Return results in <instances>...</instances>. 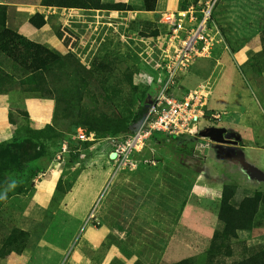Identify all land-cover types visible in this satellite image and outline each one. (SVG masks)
<instances>
[{
    "label": "rangeland",
    "instance_id": "374dc122",
    "mask_svg": "<svg viewBox=\"0 0 264 264\" xmlns=\"http://www.w3.org/2000/svg\"><path fill=\"white\" fill-rule=\"evenodd\" d=\"M191 7L194 21L181 16ZM141 10H89V17L82 11L66 13L57 16L65 27L54 31L22 27V35L63 57L58 66L35 75L36 93L28 91L32 85L23 84L26 74L0 54L5 77L0 96L9 97L10 114L23 122L19 116L26 109L25 97L53 98L49 124L62 133L45 142L43 157L30 164L21 165V149L15 144L12 161L17 166L0 182V249L14 232L20 236L17 244L25 247L21 252L0 250V264H240L264 252V224L227 239L219 219L224 186L237 188L234 207L264 192V151L250 153L264 150V0H179L178 11L164 22ZM207 10L223 43L213 46L211 57L197 58L177 83L184 93L208 83L213 93L209 107L214 109L218 101L219 126L239 145L219 144L199 134L155 137L144 152L150 164L115 174L111 137L96 135L90 147L74 138L80 132L94 133H88V119L77 109L124 117L132 125L138 108L154 98L155 81L166 73L185 34ZM84 19L90 20L89 28ZM67 20L72 24L66 26ZM179 24L185 29L177 34ZM54 32L62 37L57 39ZM146 77L154 82L145 84ZM68 103L76 108L70 114L64 112ZM57 105L60 113L55 117ZM209 126L203 122L199 130ZM21 141L26 143V138ZM54 164H59L62 184L42 222H35L26 213L35 190L18 192L26 187L25 167L37 170V185Z\"/></svg>",
    "mask_w": 264,
    "mask_h": 264
},
{
    "label": "trees",
    "instance_id": "16d2710c",
    "mask_svg": "<svg viewBox=\"0 0 264 264\" xmlns=\"http://www.w3.org/2000/svg\"><path fill=\"white\" fill-rule=\"evenodd\" d=\"M157 3L158 0H143L144 10L146 12H155ZM44 4L66 9L100 10L109 12L133 10L132 7L125 4H108L104 3L102 0H44ZM7 15V6L0 5V54L12 60L26 74L23 84L28 86L32 85L34 87L32 89L29 88V92H39L40 89H38L35 83V75L50 71L52 68L58 66L61 64L63 57L59 52L43 44L31 41L15 30L10 29L7 26ZM29 23L39 30L46 25V20L42 14L37 13L29 20ZM61 37L62 35H58V38ZM2 74L3 72L0 70V87H3L5 83V77H3ZM79 88L80 86L78 85V90H80ZM78 94L80 98H83L81 95L83 92L81 93L80 91ZM72 109L75 110L76 108L68 103L64 108V112L70 114V110ZM55 110L56 117V113H60L58 105ZM57 110H59V112ZM145 110L146 107L143 106L138 108L131 125L124 117L111 119L105 117V115L89 113L84 107H79L77 109L80 117L88 119L87 122L90 124V131L88 133L94 132L95 135L102 138L115 137L132 132L134 125H136L144 115ZM19 118H23V122L18 121L17 118H14L13 115L10 114V123L16 127L14 138L12 141L0 143V182L4 181L6 174L11 172L8 171L10 167L16 165L13 163L12 157L16 155L14 149L17 145L20 146L21 149L19 152L20 160L22 161L21 165H25L33 163L37 159L43 157L46 150L44 146L45 142L52 140L54 136H62V133L60 134L57 132L55 126L52 124H47L42 129H33L30 126V115L26 110L20 113ZM23 137L26 138V143L21 141ZM82 144L86 147L93 145L92 142H85ZM25 168L27 170L26 187L18 190L20 194H25L28 190L36 189L34 179L38 175L37 170L31 171L28 167ZM61 184L62 181L60 178L56 193ZM236 191L237 188L234 185H226L223 187L222 191L219 219L224 224V235L227 239L236 238L238 232L260 228L264 224V192H256L253 196L244 198L238 207H234L232 205V200L235 197ZM2 204L3 202L0 203V207ZM18 238H20V236L17 232L12 233L10 238L2 245L0 249L1 252H21L25 244L22 246L17 244L19 241ZM178 264L188 263L180 262ZM240 264H264V252L253 253V255L244 259Z\"/></svg>",
    "mask_w": 264,
    "mask_h": 264
},
{
    "label": "built area",
    "instance_id": "2783aa9c",
    "mask_svg": "<svg viewBox=\"0 0 264 264\" xmlns=\"http://www.w3.org/2000/svg\"><path fill=\"white\" fill-rule=\"evenodd\" d=\"M194 8L182 12L181 16L194 21ZM185 28L179 24L174 32L183 31ZM177 49L174 59L166 67V73L158 81V87L152 101L146 106L144 115L134 126L132 132L111 137L115 174L122 170H137L143 163L150 164L144 159L145 150L150 149L151 141L155 137L178 138L181 136H195L201 131L199 125L208 122L213 127H220L222 115L209 108V99L212 95L211 86L199 85L195 90L184 93L182 84L177 83V78L188 74L189 68L197 58L211 57L213 46L223 43V36L217 25L211 22L210 10L203 11L202 19L187 34ZM210 55V56H209ZM148 77L144 78L147 80ZM149 79L145 84H151ZM181 85V89L179 86ZM75 139L82 142H95L96 135L80 132ZM63 152H67L63 145ZM151 164L155 165V162ZM94 215H91V219Z\"/></svg>",
    "mask_w": 264,
    "mask_h": 264
},
{
    "label": "crops",
    "instance_id": "0c3cea01",
    "mask_svg": "<svg viewBox=\"0 0 264 264\" xmlns=\"http://www.w3.org/2000/svg\"><path fill=\"white\" fill-rule=\"evenodd\" d=\"M102 1L108 4H118V3L125 4L127 6L132 7L133 11L135 10V12L137 11L141 12L142 11L141 9L144 10L143 0H102ZM0 5L7 6V13H8L7 26L10 29L12 28L13 30H15L21 35L24 33L21 30V28L25 27L27 24H30L29 20L37 13L42 14L46 20V25L42 29L49 27L51 28L52 31H54L53 30L54 27H58V28H60V26L65 27V25H63L64 20L59 19V17H57L58 15H62L66 13H69L71 15H74V14L80 15L78 11L84 12L83 16L89 17L91 15L89 10L66 9V8L48 6L44 4V0H0ZM178 8H179V0H158L155 12H146L145 10L143 12H145L148 15H158L160 17V20L164 22L165 18L171 17L175 12L178 11ZM56 19H57V25H55V22H54ZM88 21L90 20L84 19L82 24L89 28V26L86 24V22ZM72 22L73 21L67 20L65 22L67 24L66 26H68V24H72ZM42 29H39V30H42ZM57 43H59V41ZM57 43H54L53 45H57ZM237 55L241 56L240 54H237ZM240 60H242V58ZM244 62L245 61H243V63ZM194 87L195 86L190 87V88L187 87V88L192 90ZM212 96H213V93H212ZM217 96L218 97L222 96V97L227 98V96H225L223 93L221 96L220 94H217L216 97ZM210 100H211V97L209 101ZM217 105H218V101L215 100V103H213V106H212L214 109L210 107L209 108L214 110V112L217 113V111H215L217 108ZM11 106L12 105H11V102L8 96L7 97L0 96V143L11 141L15 135L16 127L10 123V116H9ZM54 106H55V102L52 99L25 97L24 107L26 108L25 110L28 111L30 115V126L33 129H38L46 124H49L51 120L49 119V115H52L51 112L53 111ZM231 125L238 129L240 127L238 124H235V123H231ZM242 131L244 132V130ZM245 135H248V134L245 133ZM247 150H249V148ZM255 151H259L262 153L264 150L254 149V150H251L250 153L255 152ZM58 167H59V164H54L53 166H51L49 171H47L45 174L39 177L41 180L37 181V185L35 187L36 188L35 194L32 197V200L29 201V206L26 212L28 218H30L31 220L35 222H42V220L44 219L46 215L47 209L52 202V199L56 195L57 184H58V181L60 180V173L58 171ZM68 198H69V195L66 196V199ZM84 262L85 263L83 264H89L85 260Z\"/></svg>",
    "mask_w": 264,
    "mask_h": 264
},
{
    "label": "water",
    "instance_id": "95a60500",
    "mask_svg": "<svg viewBox=\"0 0 264 264\" xmlns=\"http://www.w3.org/2000/svg\"><path fill=\"white\" fill-rule=\"evenodd\" d=\"M228 130L223 127H213L206 130H203L199 133V135L202 138L209 139L210 141L213 140L216 143L224 144V145H233L237 146L239 145V141L231 140L229 138H226ZM114 158V155H113Z\"/></svg>",
    "mask_w": 264,
    "mask_h": 264
}]
</instances>
